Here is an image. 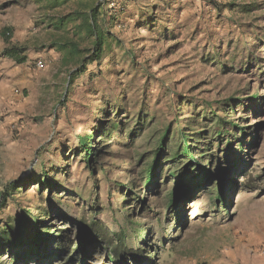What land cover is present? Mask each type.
Instances as JSON below:
<instances>
[{
  "label": "rangeland",
  "instance_id": "374dc122",
  "mask_svg": "<svg viewBox=\"0 0 264 264\" xmlns=\"http://www.w3.org/2000/svg\"><path fill=\"white\" fill-rule=\"evenodd\" d=\"M96 5L110 42L73 78L52 45L92 41L51 23ZM0 201L32 238L0 264H264V0H0Z\"/></svg>",
  "mask_w": 264,
  "mask_h": 264
},
{
  "label": "trees",
  "instance_id": "16d2710c",
  "mask_svg": "<svg viewBox=\"0 0 264 264\" xmlns=\"http://www.w3.org/2000/svg\"><path fill=\"white\" fill-rule=\"evenodd\" d=\"M51 6H58V4H67L71 1H77V0H50ZM61 2V3H60ZM213 1H210L212 4ZM51 26L54 30L57 32H64V31H71L73 33V36L76 38L85 37L92 41V49L88 52L89 56H84L86 53L85 50H82L79 46V43L77 41H62L59 43H54L52 47H55L59 52L65 53L68 60L73 59L74 61H78L79 67L76 71L72 72L73 78L85 73L86 71V65L87 64H93L98 63L102 60L103 53L105 51V48L108 46L111 38V34L109 31V28L107 27V22L105 20V17L100 12L99 5H96V7L87 8L86 11H76L71 14H68L65 17L58 18L54 21V23H51ZM85 39H81L79 42H83ZM23 50H20V52ZM17 49H9L4 52L5 58H8L10 60H13L19 64H23L26 62L27 58L24 56V51L20 53ZM114 128H117L116 125H113L109 130H106L105 133L101 134V138H108L111 139L112 133L115 130ZM244 130L243 128H240V131ZM92 142V136L89 137V139H82L80 141L81 145V152L85 158V161L88 164H91L92 159L95 158L97 155H95L93 147L94 144ZM167 145V138L166 135L162 138L159 148H158V157H160L163 152L164 148ZM180 152H182L185 156H188V161L191 162L192 165L198 166V163L194 159V153L190 148V145H185L182 149H180ZM158 167V161L155 162L154 166H151L147 169L145 175V182L144 184L146 186H149L153 180H155V171H157ZM46 179V177L44 176ZM195 179V178H194ZM47 182V179H46ZM20 183H16L15 185L12 184V187L16 190L22 188ZM217 200L221 202V204H225V198L220 192L217 195ZM180 201V196L175 195L174 198L170 201L171 208L173 210H176L178 207ZM1 204V201H0ZM0 232V247H31V234H23L18 235V241L16 240V234L13 230V228L9 229H3ZM45 235L44 237H46ZM63 237L59 238L62 239ZM110 240L109 237H105ZM116 238V237H115ZM117 238L120 242H124L127 237H125L124 234L119 233L117 235ZM49 236H47L44 240L46 243L49 241ZM58 239V240H59ZM123 249H126L127 246L122 243L121 245ZM143 252V251H141ZM75 256L74 259L80 256L81 248H76L74 250ZM115 256V255H112ZM114 259V257H113ZM112 259V260H113ZM115 262V259L113 261Z\"/></svg>",
  "mask_w": 264,
  "mask_h": 264
},
{
  "label": "built area",
  "instance_id": "2783aa9c",
  "mask_svg": "<svg viewBox=\"0 0 264 264\" xmlns=\"http://www.w3.org/2000/svg\"><path fill=\"white\" fill-rule=\"evenodd\" d=\"M37 66H38L39 68H42V67H43V64L39 63Z\"/></svg>",
  "mask_w": 264,
  "mask_h": 264
}]
</instances>
